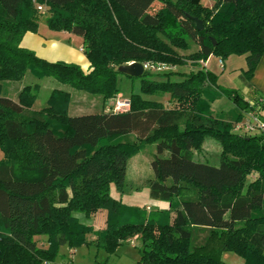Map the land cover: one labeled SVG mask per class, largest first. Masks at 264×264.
<instances>
[{"label": "trees", "instance_id": "trees-1", "mask_svg": "<svg viewBox=\"0 0 264 264\" xmlns=\"http://www.w3.org/2000/svg\"><path fill=\"white\" fill-rule=\"evenodd\" d=\"M37 5L49 8L50 30L83 38L90 72L21 47L28 32L39 31ZM192 18L203 21L202 31ZM189 39L200 49L182 57L176 49H188ZM232 55H247L242 78L250 82L264 55V0H215L212 8L201 0H0V264H51L62 246L94 244L115 255L136 237L140 264H226L206 245L194 246L198 229L218 236L222 251L245 264H264V133L234 132L254 107L200 67L211 56ZM131 62L197 70L181 81L170 79L173 72L158 81L150 72L136 78L119 71ZM28 72L104 101L122 93L121 75L139 80L140 91L127 112L73 117L71 93L55 89L48 106L30 114L38 84L25 86L18 101L1 96L4 82H20ZM167 94L169 107L144 97ZM222 97L236 105L235 121L212 111ZM255 105L264 111V100ZM131 135L136 140H123ZM207 138L222 146L219 165L194 157ZM146 144H157L150 195L171 209L159 218L122 220L123 212L137 210L113 198L112 185L124 191L129 161ZM102 210L106 225L98 229L76 216L90 219Z\"/></svg>", "mask_w": 264, "mask_h": 264}, {"label": "rangeland", "instance_id": "rangeland-1", "mask_svg": "<svg viewBox=\"0 0 264 264\" xmlns=\"http://www.w3.org/2000/svg\"><path fill=\"white\" fill-rule=\"evenodd\" d=\"M201 3L205 7L212 8L215 5V0H201ZM46 14L42 15L43 17L40 19V28L42 32H45L48 29V14L49 8L46 7ZM69 33V32H67ZM71 34V33H70ZM200 49L198 43L194 40L189 39V48L188 49H176L177 53L182 57L190 56V54L198 52ZM233 60H236V56L232 55ZM229 57V58H230ZM228 58V59H229ZM227 59V60H228ZM65 62V61H62ZM242 65L241 60L234 62L233 64H228V73L233 72V70L240 68ZM161 69V71H146L150 72L154 75L155 80L162 81L166 80L168 77L163 76L165 73H174L170 76L172 81H181L184 78L182 74H188L193 70H197V68L188 66H177V67H168ZM201 67V65H200ZM175 68V69H174ZM212 68V66H211ZM218 71L217 68H215ZM84 70V69H83ZM91 66L89 70H84L85 72H90ZM219 75L221 70L218 71ZM159 74V75H158ZM147 77H150L147 75ZM233 88L237 89L241 93L244 94L246 91L244 80L240 77H235L232 75ZM38 84L40 87V91L38 93V98L34 103L32 110L29 111L32 114L34 111H39L48 106V101L50 99L51 92L54 89H61L63 91L71 93V100L69 103V114L70 116H83L89 114H96L107 112L108 108L112 106L113 101H104L102 96L91 95L87 92L78 91L71 88L68 85H64L59 83L53 78H45L39 80L35 78L30 72H28L22 81L20 82H4L2 84L1 96L11 98L15 101H18L19 93L22 89H24L27 85H35ZM220 86H222L221 82H218ZM119 87L122 91V95L120 94L116 99L118 101H129L132 93H139L140 91V81L139 80H131L126 76L121 75L119 77ZM224 87V86H222ZM228 88V87H224ZM147 100L158 101V102H166L165 105L169 107L168 104V94L167 95H159V96H144ZM249 97V96H248ZM107 102V103H106ZM254 107V111L256 109L255 103H252ZM234 103H232L228 98L223 97L217 100L212 105V110L215 115L221 116L225 120L235 121L237 116V108ZM251 113V112H250ZM253 113V112H252ZM252 114L244 113V121L246 122L250 119ZM234 132L239 135H245L244 133L237 131L234 129ZM259 135L252 134L251 136ZM123 140L126 141H134L136 140L135 135H131L125 137ZM222 146L219 142L212 138H207L205 142V147L200 152H194L195 159L203 162H207L210 165H219L221 161L222 154ZM157 152V144H146L141 147V149L130 159V164L128 167V172L125 180L124 191H119L115 185H112L111 195L113 198L119 200L124 207L132 208L133 210H137V212L125 211L121 215L122 220L136 222L139 221L140 218H149L155 217L159 218L160 211H168L171 209L170 203L157 199H153L150 195V189L147 185V181L154 177V172L151 166V163L154 159V156ZM5 159V154L3 150L0 149V161ZM249 181L252 180V177L248 178ZM177 203H180L181 199H176ZM77 217L81 219L84 224L92 225L95 228H100L106 225L107 211L102 210L93 218L87 219L83 214H76ZM209 231L205 229H198L194 234V246L200 247L202 245H206L209 249L211 246L214 248L212 254L222 257L226 264H245L244 260L236 255L233 252L222 251V240H214L212 244V240L209 238ZM47 239V238H46ZM45 238L38 239V245L40 247H45L47 244V240ZM142 244L140 241H135L131 243L132 246L127 245L126 247H134L135 245L140 246ZM82 248V247H81ZM78 248V251L73 257L75 260V264H102L104 262V258L106 257V252L98 249L92 250L90 255L83 254L87 248L83 250ZM212 248V250H213ZM135 249V248H133ZM206 249V251L208 250ZM61 250V249H60ZM77 250V249H76ZM138 250V249H137ZM211 250V251H212ZM69 247L66 246L62 248V254L57 257L55 264H63L65 260L68 258ZM210 251V250H209ZM67 252V253H66ZM66 253V255H64ZM223 254V256H222Z\"/></svg>", "mask_w": 264, "mask_h": 264}, {"label": "crops", "instance_id": "crops-1", "mask_svg": "<svg viewBox=\"0 0 264 264\" xmlns=\"http://www.w3.org/2000/svg\"><path fill=\"white\" fill-rule=\"evenodd\" d=\"M21 47L31 50L37 54L38 57L48 60L49 62H58V61H65L66 63H73L81 66L84 70L90 69V62L88 61L84 51V41L83 38L67 33V32H56L52 31L49 28L46 29L45 32L41 31V28H39L38 33H32L28 32L22 42ZM233 57H230L226 61H222L220 58L216 56H211L207 62H201V68H205L206 70H209L213 72L218 77V82L222 83V86L228 87V89H232L233 81H232V75L235 77H240L242 80V74L244 71L248 69L247 64V55H242L241 57H236V60H233ZM241 60L242 65L240 68L233 70V72L228 73V64H233L236 61ZM212 66V68H211ZM257 69L255 71V74L250 82L244 81L246 91L243 93L240 92L242 96L245 97L247 101H249L252 105V103H255L256 100H264V55L259 63L257 65ZM221 70V73L219 75V72L216 71V69ZM175 69V68H174ZM58 89V88H57ZM55 90V89H54ZM61 90V89H60ZM237 90V89H235ZM122 95V94H121ZM249 96V97H248ZM169 95H168V101L169 102ZM223 98V97H222ZM221 99V98H220ZM114 100V99H113ZM110 100V101H113ZM219 100V99H218ZM217 101V100H216ZM215 101V102H216ZM214 102V103H215ZM232 102V101H231ZM107 103V102H106ZM164 104L166 102H163ZM212 103V105L214 104ZM233 103V102H232ZM211 105V106H212ZM235 105V104H234ZM236 106V105H235ZM237 108V107H235ZM213 111V110H212ZM264 119V111L261 112L260 115ZM244 119L241 121L243 122ZM239 122V123H241ZM238 124V123H237ZM235 124V126L237 125ZM236 130V129H235ZM261 134V133H258ZM206 142V141H205ZM205 147V143L203 148ZM130 164V162H129ZM253 179H255V176H252ZM104 227V226H102ZM209 231V230H208ZM46 237H37V239H42ZM94 236H90V242L94 240ZM209 238L212 240V244L214 240H220L218 236H210ZM47 240V239H46ZM141 239L139 237L133 238L128 240L127 242L123 243L121 247L118 248L115 255H109L106 253V257L104 258V262L102 264H140V254L139 249L142 246L135 245L134 247H126L127 245L132 246L131 243L135 241H140ZM202 245V247H204ZM48 247V243L45 245L44 248ZM66 246H62L64 248ZM87 248L83 254L86 253V255H90L92 250L97 249L94 244H89L87 246H83L81 249ZM135 248V249H133ZM212 246L208 250H212ZM138 249V250H137ZM60 250V255L62 254ZM78 249H70L68 251V258L65 260L63 264H75L74 258L70 256H74L76 254ZM214 251V248L213 250ZM66 253L64 255H66ZM59 255V256H60ZM100 255V251L98 254V258ZM223 256V254H222ZM222 258V257H221ZM223 260V259H222ZM223 262H225L223 260ZM245 262V261H244ZM226 263V262H225ZM55 264V263H51Z\"/></svg>", "mask_w": 264, "mask_h": 264}, {"label": "built area", "instance_id": "built-area-1", "mask_svg": "<svg viewBox=\"0 0 264 264\" xmlns=\"http://www.w3.org/2000/svg\"><path fill=\"white\" fill-rule=\"evenodd\" d=\"M38 10L44 15L46 14V6L45 5H37ZM135 62H131L129 64H132ZM145 70H152V71H161V69L167 68L165 65H154L152 63H143ZM253 106V105H252ZM130 109V102L129 101H118L117 99H114L113 104L111 107L108 108L107 112H114V113H122L127 112ZM253 112V113H252ZM249 114H252L250 116V119H248L246 122L243 121L241 123H238L235 126V129L237 131H240L244 133L245 135H252V134H258V133H264V119L260 116L261 115V108L256 106L255 111L249 112Z\"/></svg>", "mask_w": 264, "mask_h": 264}, {"label": "water", "instance_id": "water-1", "mask_svg": "<svg viewBox=\"0 0 264 264\" xmlns=\"http://www.w3.org/2000/svg\"><path fill=\"white\" fill-rule=\"evenodd\" d=\"M193 21L196 22V27L198 31H202L204 29V23L199 18H192ZM119 71L123 73L124 75L131 76V77H142L145 73V67L142 63L135 62L132 64H126L121 67H119Z\"/></svg>", "mask_w": 264, "mask_h": 264}]
</instances>
